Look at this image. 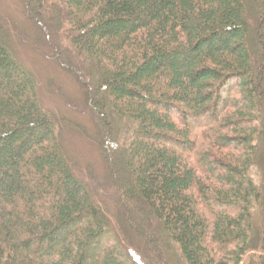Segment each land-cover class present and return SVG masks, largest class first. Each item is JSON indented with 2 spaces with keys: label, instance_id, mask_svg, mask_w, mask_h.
<instances>
[{
  "label": "trees",
  "instance_id": "16d2710c",
  "mask_svg": "<svg viewBox=\"0 0 264 264\" xmlns=\"http://www.w3.org/2000/svg\"><path fill=\"white\" fill-rule=\"evenodd\" d=\"M20 1L82 89L116 207L0 20V264H264V0Z\"/></svg>",
  "mask_w": 264,
  "mask_h": 264
},
{
  "label": "rangeland",
  "instance_id": "374dc122",
  "mask_svg": "<svg viewBox=\"0 0 264 264\" xmlns=\"http://www.w3.org/2000/svg\"><path fill=\"white\" fill-rule=\"evenodd\" d=\"M0 20L8 30L16 59L34 78L42 107L66 123L61 140L75 173L96 200L109 213H114L116 200L106 182L102 153L89 137L94 125L84 106L81 87L57 62L53 48L44 40L43 31L23 13L20 0H0Z\"/></svg>",
  "mask_w": 264,
  "mask_h": 264
}]
</instances>
